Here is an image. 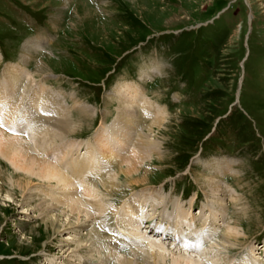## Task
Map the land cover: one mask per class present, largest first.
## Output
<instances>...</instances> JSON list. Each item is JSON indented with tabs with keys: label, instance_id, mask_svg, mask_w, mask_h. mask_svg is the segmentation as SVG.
<instances>
[{
	"label": "rangeland",
	"instance_id": "1",
	"mask_svg": "<svg viewBox=\"0 0 264 264\" xmlns=\"http://www.w3.org/2000/svg\"><path fill=\"white\" fill-rule=\"evenodd\" d=\"M12 66L25 73L11 94ZM121 86H134L149 110L137 108L130 133L156 144L132 178L119 164L135 140L107 158L96 140L115 130ZM0 91L10 97L0 132L39 161L64 169L71 161L70 171L75 161L100 163L72 175L87 212L75 211L74 230L57 234L46 222H65L51 212L56 190L36 178L24 190L25 176L0 158V264H115L109 255L139 257L147 240L167 249L163 264L179 255L210 264L202 253L213 250L230 264L264 263V0H0ZM36 102L44 112L28 118L35 139L49 126L64 129L38 152L17 126ZM155 113L164 121L149 132ZM117 172V187L101 186ZM83 182L97 185L95 199L82 197ZM130 200L146 210L145 239L118 229ZM93 230L126 243L104 250Z\"/></svg>",
	"mask_w": 264,
	"mask_h": 264
},
{
	"label": "bare ground",
	"instance_id": "2",
	"mask_svg": "<svg viewBox=\"0 0 264 264\" xmlns=\"http://www.w3.org/2000/svg\"><path fill=\"white\" fill-rule=\"evenodd\" d=\"M31 47H32V45H30V43H27L23 46V50L27 51ZM14 69H15L14 71L12 70L13 72L10 71L12 73V75L8 77L10 80V81L8 80V82L10 84L7 83V84H9V87L7 86L8 92L11 89L10 90L11 94L14 91V89L16 88L15 83H18V80L21 78L20 77L21 74L25 73V72H22V70H23L22 68H21L22 69L21 71H16V68H14ZM13 75H15V76H13ZM1 93L2 92L0 91V113H1L2 109L5 108V107H2V104H3L2 102L4 101V98L8 96L7 94H6L7 96H3V94H1ZM141 95H142V93H141ZM114 96H115V99L118 100L119 108H120V110L118 111L117 121H116V123L114 122L115 130L112 132V134L99 136L98 137L99 139H96V140H97V144L101 150L99 152H101V155L103 157H106V158L109 156L110 157L112 156V153H114V151H113L114 148H115V151H117L120 147H122L121 145H123L124 143L131 145L132 142L135 140L133 143V146L132 145H131L132 147L129 146L130 148H132L131 155L127 154L128 156H126V157L123 156L122 162H120V164H119L120 173L122 172L124 174V176L127 178H129L130 176L132 178V174H134L138 170V168L141 166L143 160L148 159V157H149L148 153L155 151V149H153V147L156 146V144H154V141L151 140L148 137V135H146V133H141V134L137 135L136 138H135V133H133V134L130 133L131 130L136 129V125H135L134 120H135L137 108L141 107L144 109L145 112H148L149 111V110H147L148 105L146 104L147 102L146 103L144 102L145 100L143 98H138V93L136 92L134 86H129V87L121 86L117 90V92L115 93ZM5 99H7V98H5ZM8 99H7V101H8ZM39 99L40 98L38 97V100ZM24 112L25 111H23V113ZM43 112L44 111H43V107L41 106V104L36 102V104H33V106L28 110V112H27L28 117H25L26 112L24 113L25 115L22 114L24 116L21 117L20 122L17 123V126H19V128L18 127L17 128L19 130L26 131L28 134H30L29 136H32V138L35 139V136L33 137V135H34L33 132H35V129L32 126H34L36 124H34V125L29 124L28 118L32 114H36V113L40 114ZM22 121L25 122V127L21 123ZM32 121L30 123H32ZM50 121H52V120L50 119ZM163 121H164L163 117H158V113H155V118L151 119V123L149 124L147 130L149 132H152L153 127L154 126L160 127V124ZM46 122H48V121H46ZM55 123H56V121H55ZM38 124H37V126H38ZM41 124H43V122H41ZM44 125H45V123H44ZM4 126H6V125H4ZM22 127L24 129H22ZM42 127H43V125H41V128ZM49 127L50 128L45 129L46 131H44V132H46V133L44 134L45 136H43V138L40 136V138L35 139L34 142H31L32 144L34 143L37 146L36 152H38V149L40 147L41 142L42 143L43 142L44 143H46V142H49V143L52 142L53 143L54 139L56 138V134H55L56 129L58 131L64 130L62 125L60 127H57V128L55 125H52ZM38 128L40 129V127H38ZM38 128L36 127V129H38ZM127 133H129V134H127ZM5 134H6V132H5ZM32 138H31V140H32ZM21 143L22 142L19 139L18 140L17 139H11V136H6L0 132V158L4 159L14 171L20 172L21 175L23 174L25 176L26 182H25V185L23 184L24 190L32 187L33 178H36L38 181H40L42 183L49 184L52 192H53V190H56V192L54 191L55 194L57 193L56 197H55V195L53 196L52 194H50V195H52V197H51L52 202L55 203V205H54V203H53V205L52 204L50 205L52 207L51 212L52 211L53 212L56 211L57 213L60 212V216L65 218V222H64V225L61 226L58 223V216H56L55 219L48 218L46 221V222H48L47 225H49L50 229H54L55 233H57V234L61 230V228H64L67 231L68 230L72 231L73 225H72V222L70 221L71 215L73 216V213L75 211H79V210H81V211L84 210L85 212H87V207L85 206V204H83L81 202L80 198L76 197L75 192H73V187H75L76 185L74 186L75 183H74V181H72L71 177L74 173H79L84 169L94 170L93 167L95 165H97V163L98 164H100V163L88 161L87 159L81 160V161H75V163H73V171H70L67 166L70 167V165L72 164L71 161L68 163V161L65 160V163H66L65 169H64V165L59 166V164L54 163V161H51V162L50 161L49 162L39 161L36 158V156H38L39 154L35 155V156H33V154L31 155L30 151H32V150H30V149L27 150L26 148H23L24 144L23 143L21 144ZM31 143L28 142V144H30V145H31ZM26 145H27V143H26ZM111 145H112V147H111ZM28 147L30 148L29 145H28ZM32 147H34V146H32ZM114 154H113V157L115 156ZM118 156H120L119 158H121V155H118ZM79 162H81V165H79L80 164ZM121 164L125 165L124 171L121 169V166H120ZM225 164L227 166H229L230 162H227ZM217 174H218V172H217ZM219 174H221V172H219ZM119 175H118V172L113 174V175L107 174L106 175V182L104 181L106 183V186H105V183L103 185L101 184V186H104V187L108 186L110 188V190H108V191L111 192L113 187H117V185H118V182H117V185L114 182H116L118 180L117 178L119 177ZM143 178H145V176H143ZM142 181H145V180H141L139 182L142 183ZM130 184H131V182H130ZM80 185L83 188V196L82 197L90 198V199L96 198L97 194L99 193V192L98 193L96 192V190H97L96 186L97 185H95V184L90 185L87 182H83ZM214 185H215L214 182L212 184H209V188L211 187L210 190L212 188L214 189ZM219 190H220V188H219ZM29 191H30V189H29ZM125 206L127 208L121 217V219L123 220V223H122V225L118 226V229L120 231L123 229L124 231L127 230L128 232H134L139 239H145V236H143L139 231L140 230L139 226H140L141 218L146 215V212H145L146 210H142V207L138 208L137 204L134 203V200L128 201ZM65 208L68 209V212H66L64 210ZM100 208H99V211L101 212L102 209H100ZM153 208L154 207H152V210H153ZM217 208L219 209V211H223L222 208L219 207V205H217ZM53 212H52V214H53ZM143 212H145V213H143ZM44 214H45L44 216L46 217L48 212L46 211V212H44ZM123 216H125V217L127 216V217L124 218ZM147 216L150 217L152 215L147 214ZM178 216H179V214H178ZM192 216H193V214H191V217H190L191 219H192ZM207 227L209 230H211V224L210 223L207 224ZM172 228L175 229L174 233L176 231L175 235H177L178 237L179 236L183 237V234L185 231H183V232L180 231L179 224H177L176 221L174 222V225ZM91 236H94L96 241L103 242L104 239L109 240V238H111L112 235L105 237V235L100 233V231L93 230L92 234L89 235V238ZM113 236L115 237L117 235H113ZM118 236H120V235H118ZM191 236L193 238L197 237L196 235H191ZM94 237H93V239H94ZM226 238H228V237H226ZM119 239H120V242H119V240L117 242H110V241L104 240V241H106L104 243V247H107V249L105 248L104 250H108V248H112V250L109 249L110 252H112V251L114 252L117 250L119 251V249L121 248L120 246L121 245L124 246L125 245L124 243H126V242L122 241L121 238H119ZM147 243L148 244L145 245V249L143 251H141L142 255L139 257L136 256V254L132 255L131 252H127V254H125V256L128 257V259L123 258V257H118L116 255L115 256L109 255V253H108L109 258H112L113 261L115 262V264H163L165 262V256L167 254V249L158 242H153V241L147 240ZM93 244H94V242H93ZM195 245L197 248H199L198 250L200 252L202 249V246H203L201 240L195 239ZM214 251L215 250H213V252L210 251V253H206V252L202 253V254H204V256L207 259L210 256H213V259H210V264H230V262H227V260L224 259L225 257L222 258L220 256L219 251H216V252H214ZM105 253H106V251H105ZM133 253H135V252H133ZM144 255H146V257ZM247 260H249V258ZM247 260H246V262H247ZM109 261H110V259H109ZM257 261H259V262H257ZM257 261L255 264H264V263H262L263 261L261 262L258 259H257ZM205 262H207V261H205ZM248 263H251V262L249 261ZM105 264H108V261L105 262ZM172 264H202V263L198 260L194 261L192 258H190L188 256L179 255V257L172 259Z\"/></svg>",
	"mask_w": 264,
	"mask_h": 264
}]
</instances>
